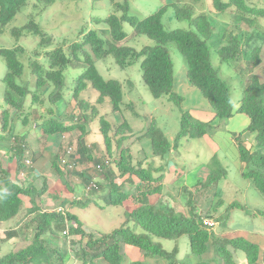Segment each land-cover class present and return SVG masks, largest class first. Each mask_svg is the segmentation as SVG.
Here are the masks:
<instances>
[{
  "label": "trees",
  "instance_id": "16d2710c",
  "mask_svg": "<svg viewBox=\"0 0 264 264\" xmlns=\"http://www.w3.org/2000/svg\"><path fill=\"white\" fill-rule=\"evenodd\" d=\"M110 1L112 4L108 16L104 19L95 17L93 23L94 25L103 23L108 26L109 30L93 28L83 34V38L79 42L73 41L67 44V41L64 40L53 46L48 33L35 23L34 16L51 6L54 0H34L26 24L22 28L11 31L17 39L23 35V32L26 33L25 36L38 35L39 42L33 53L34 57L25 54V50L20 46L18 40H16L17 46L0 49V56L6 65V74L3 78L5 84L3 98L6 109L2 112L1 125V130L6 135H0V138L9 140L8 146L5 148L0 146V150L5 151L10 148V152L16 154L18 159L24 157L27 150L26 145L17 142V146L14 147L10 142L12 139L15 140V134L14 129L8 130V120L11 116L8 108L12 109L17 117L20 114L24 116L25 102L29 97V106L32 105L34 108L47 103L48 106L53 107V110L55 108L56 113L58 112L57 114L60 115L64 105L62 99H64L66 85L64 72L69 65L79 60V56H84L83 62L86 67L77 78L73 91L71 90L72 98L77 101V105L82 111L77 120H82V122L74 123L75 116L71 115L70 123L66 125L64 122L58 121L57 117L52 114L47 120L45 118L38 128L35 125V128H37L36 130L41 128L44 135H58L78 129L81 137L78 140L80 159L77 162L84 163V160H91V154L83 141L84 136L88 133L86 126L97 119L106 153L109 156H112L114 151L118 154L113 153L117 157L109 160L108 164L101 160L94 162L95 168L102 169L101 172L96 173L102 176V181L109 184L105 205L118 207L125 200L132 198L135 206L131 211H125V225H121L108 234H102L98 239H94L89 234L83 247L82 238L86 233L76 215L68 211L64 213L42 211L39 202L43 192L35 190L30 184L17 185L9 179L6 170L0 167V223L14 219L22 209H25V219L28 218L27 221L29 220L28 223L32 226L33 231L29 245L20 250L2 254L0 264H65L70 255L78 264H147L146 260L150 258L152 260L154 257L166 261L167 264H208L202 262L200 257L207 251L209 241L213 243L215 253L223 261V264H234L233 255L227 249L228 247L242 251L249 264H253L257 260L258 248L243 238L228 240L213 236L212 231L202 223L204 219H210L213 216L207 209L194 208L190 203L191 199L188 198L184 199L188 200L187 212H175L172 209H165L164 204L159 202L152 205L149 202V196L161 193L162 179L165 173L164 166L168 161V152L171 147L181 146V143L185 141L199 140L204 135L210 134L211 131H216L227 119L239 113L246 115L249 120L247 127L240 135L244 132L253 134L255 143L254 149L250 150L247 147H242L240 142H236L239 159L243 164L241 176L252 181L264 198V69L261 76L250 75L248 77L241 92L240 105L237 110H234L230 99V86L221 78L220 67L215 68L212 63V59L217 57L221 64L228 63L229 66L238 64L237 60L241 59L251 48L252 66L261 64L260 46L257 44L264 39V32L256 29L253 34H247L241 29L246 26L254 27L258 19H264V0H209L217 13L229 16L228 13L232 12L236 31V34L231 32L227 37L222 36V39H227L225 45H218L217 48L214 43L211 45L210 42L214 28L208 17L200 14L196 18H192V13L189 10L178 6L177 2L183 0H167V2L174 8L172 18L178 21H188L193 25V31L166 30L162 23L167 12L165 7L141 18V16L129 13V5L133 0ZM27 2L28 0H0V29L12 21L15 15L27 5ZM129 22L134 27L136 35L145 36L156 44L144 46L139 50L120 45L126 36L125 23ZM105 32L109 33V39L103 37ZM168 45H174L183 56L187 67V83L189 87H194L201 92L207 100L213 113L211 120L195 119L180 105L182 97L173 91L174 65L167 48ZM50 46L53 47L48 48ZM87 48L96 60H104L111 56L122 69L141 60L142 80L152 97L155 99L167 98L168 102L178 105L179 131L174 137L172 146L169 144V138L154 125V122L148 124L146 130L142 129L137 134L133 132L130 122L125 117L121 119V122L117 119L114 120L118 125L114 129V136L120 134L121 137L114 138L113 141V136L110 134L112 130L110 122L108 123L103 116H100L98 108L79 99L81 93L89 88L97 92V105L102 104L104 98H109L110 114L121 113L122 110H131L132 108H130V103L123 100L125 93L121 83L116 80H105L99 74ZM214 49L216 50L213 51ZM39 56H41L40 60L36 58ZM25 63L29 66L30 72L28 77L22 80L21 75ZM88 106H92L89 115L85 114ZM34 111L36 110L30 111L32 116L37 115ZM48 111L50 114L52 113L51 107ZM116 117L113 116V119ZM113 119L110 118V120ZM21 122L27 124L28 117L25 116ZM138 147H141V150L146 149L147 152L149 149L152 155L162 160L163 165L155 167L154 164H150L143 168L137 157ZM214 158L215 156L211 158L212 162H215ZM18 165L25 166L24 163L20 164L17 161ZM53 167L61 177L64 171H60L56 165ZM155 172L159 173L158 176H155ZM66 173L67 177H70V172L66 171ZM84 175L82 174L81 177L89 182L91 178ZM124 177L126 180L117 181ZM133 179L137 180V183L140 184L139 187L135 188ZM125 181L131 184L130 190H125ZM206 184L210 185L209 181ZM206 184L204 186H207ZM102 188V184L97 186V189ZM132 191L136 194L133 195ZM23 198L28 199V207H24ZM233 206L237 205L231 204L230 208ZM257 213L256 215L264 219L262 210H258ZM129 223L132 225L130 226ZM23 226L25 223H19L17 226L7 229L4 233L3 243L20 237ZM63 232L66 234L63 235ZM77 235L81 238L78 242V245L81 246L79 251L71 253L67 249L60 250L56 244V239L59 237H62L67 245L73 244L67 238ZM182 236H186L188 240L189 253L176 263L177 248L166 251L158 240L170 241ZM218 241L223 246H216ZM127 247L139 251L145 259L131 260L126 253ZM189 257H193V259L191 260Z\"/></svg>",
  "mask_w": 264,
  "mask_h": 264
},
{
  "label": "rangeland",
  "instance_id": "374dc122",
  "mask_svg": "<svg viewBox=\"0 0 264 264\" xmlns=\"http://www.w3.org/2000/svg\"><path fill=\"white\" fill-rule=\"evenodd\" d=\"M117 2H121L122 0H115ZM34 0H28L27 5L21 10L20 13L16 14L12 21H10L7 25H5L2 29H0V49L2 48H13L20 44L25 50V54L30 57H34L33 53L36 50L37 43L39 42L38 35H27L23 32V35L18 37V39L12 34V29L14 28H22L26 22L28 15L31 14V5ZM166 0H135L131 4V8L129 10L130 14H136L141 17H146L157 11L162 5H164ZM112 2L110 0H54L53 4L40 12L38 15L34 16L35 23L51 37V43L53 46L57 45L59 42L67 41V44L75 41L79 42L83 38V34L88 33V31L93 30V28H99L100 25H94V18L105 17L110 10ZM180 5L186 7L188 10L192 11L195 15L199 13H205L209 15V21L214 28L213 31V40H211V45L213 43L218 46L219 41H221V37H227L229 32H233L236 34L234 24H233V16L232 12H229V16L227 14L217 13L215 9H213L211 2L209 0H185L180 2ZM171 9H167V16L169 15V19L165 17L162 21L166 30H175V29H189L188 23L186 21H178L172 18L170 15ZM260 29L261 32L264 31V19H258L257 23L254 27H242V31L247 34H253L254 30ZM129 46L137 49V42H144V46H154L156 43L145 36L138 37L132 34V31L129 29L127 31ZM18 40V43L16 42ZM127 41L122 42L120 44L127 45ZM261 52H260V65L252 66V62L250 61V53L252 51L249 48L247 53H245L241 59L237 60L238 64H231L229 66L228 63L221 64L218 62V58H213L212 63L215 68L220 67L219 72L220 76L223 80H225L230 86V99L232 102L233 109H237L240 99L241 92L243 87L246 85V80L250 75H262V70L264 69V42L261 43ZM50 46L48 48H52ZM171 59L174 65V87L173 91L178 93L182 97L181 106L186 110V107L189 106L186 104L188 101L184 100V93L186 90L184 86L187 87V77H186V62L183 56L180 54L179 50L174 45L167 46ZM214 49L213 51H215ZM68 51L66 46V52ZM87 52L92 57L94 61L95 67L97 68L99 74L105 80H116L123 86L124 90V102L130 103L131 110H122L121 113H113L111 112V105L109 104V98H104L103 103L100 105L96 104V99L98 93L91 90L90 88L81 93L82 98L88 102L90 105L98 108V113L100 116H103L104 119L110 122L112 126L111 136L118 139L121 135L114 136V129L118 126L115 123V119L120 120L125 117V119L130 122L133 132H140L142 129L146 130L148 124L154 122V125L158 127L162 133L170 140V145H173L172 137L176 135L179 131V123H180V113L178 105L174 102H168L166 99H155L149 93L148 88L145 86L142 80L139 62L140 60L127 68H120L114 61L113 57L108 56L104 60H96L91 51ZM38 60L41 59V56L36 57ZM84 56H79V60L74 61L71 65L67 67L65 70L66 76V85L64 89V95L62 99L63 108L58 115L53 110L52 106H48L47 103L42 105H37L34 108L29 106L30 98L28 97L25 102V110L22 116L21 114L14 115V111L8 108L10 112L9 120H8V130L10 128L14 129V138L15 140H11V144H15L19 142V135L25 134L29 141L32 143L37 142L35 144L37 147L41 148L44 145L45 137L41 138L42 130H36L39 124L46 118L55 115L58 121H62L64 123H70V116H78L81 115L82 111L77 105V101L72 98V92L77 78L84 71L86 64L83 62ZM30 69L27 63H25L23 67V72L21 75L22 80H24L27 75H29ZM6 74V65L4 59L0 56V135H4L5 132L1 130L2 125V112L6 109L5 101L3 98L5 84L3 82V78ZM130 85V86H129ZM183 88V89H182ZM197 90V89H196ZM198 91V90H197ZM200 97L202 95L198 92ZM45 96V95H44ZM45 98V97H44ZM164 100V101H163ZM30 107V108H29ZM49 107H51L52 113L48 111ZM92 106H88V110L85 114H90ZM36 110L34 113L37 115L32 116L31 112L33 109ZM129 108V109H130ZM32 109V110H31ZM57 114V115H56ZM112 116H110V115ZM242 117L247 118L244 114H241ZM27 116L28 122L27 124H23L21 121L23 118ZM33 118H32V117ZM113 116H117L113 119ZM241 116L237 115L234 118L227 119L225 123H222L221 127L216 129V131H211L210 134L203 136L201 140H194L193 142H189V144L182 146L180 149L170 148L168 152V159L170 158V162L177 165L174 166L179 170H183L188 177V181L186 183L187 193H183V199H191L196 201L197 207L202 209H207L210 214L220 217V220L223 224L234 225L235 228H241L242 226H247L244 230H238L242 232L251 233V230L258 226V222H255L252 216H246L240 207H244L248 213L253 214V216H257L256 213L254 215L255 210L260 207L253 205L252 203L261 204L264 207V198L257 191L252 181L241 176V170L243 168V164L239 159L238 150L235 148L234 144L230 142V137L232 136L236 142H240L242 147H246L245 142L242 141L244 138L240 133L243 131L242 127L246 126V121ZM113 119V120H110ZM119 118V119H118ZM97 120V119H96ZM91 122L86 126L87 134L84 136L83 141L88 146V150L90 151L91 160H112L116 158L118 155L115 151L113 152L116 155L109 156L106 153L102 135L99 132V124L97 121ZM81 123V121H74V123ZM37 125V128H35ZM227 126V128H226ZM241 127V131L237 132L235 128ZM235 133V136L233 135ZM138 134V133H137ZM6 135V134H5ZM174 135V136H172ZM240 135V136H238ZM56 136V135H54ZM67 139L69 140L70 145L73 147V152H75L78 147V140L80 136V132L78 129H75L69 133H65ZM207 137V138H206ZM146 140V139H145ZM168 140V141H169ZM211 140L216 141L219 144V151H216L217 156L214 158L215 162H212L213 159L208 158L209 151H213ZM226 140V141H225ZM16 141V142H15ZM9 140L8 138H0V146L5 148L8 146ZM138 143V142H137ZM247 143H250L247 141ZM128 144V143H127ZM35 145H33L32 150L35 151ZM77 146V147H76ZM86 146V147H87ZM91 146V147H90ZM94 146V147H93ZM97 146V147H96ZM65 149V147H64ZM64 151V150H63ZM109 157H108V156ZM35 157V155H34ZM142 157L139 155V158ZM0 158H3L0 152ZM40 159L35 160L37 162ZM237 159V160H236ZM91 160H84L86 164H89V170L91 175L96 179H102V176L98 175L93 168V163ZM4 163V161H2ZM49 163V162H47ZM199 163H205V176L199 175L200 185L199 187L193 188V177L197 174L199 170L200 173L203 170L202 165L199 166ZM49 165V164H48ZM9 168L8 166H6ZM94 170V172H93ZM74 178V177H73ZM82 182V180H78ZM120 181H123L121 179ZM209 181V184H206ZM119 182V181H118ZM37 187H40L41 182H37ZM176 186H182L183 183L181 181H177ZM196 183L194 182V185ZM207 186H204V185ZM83 186V185H82ZM192 186V187H191ZM191 187V188H190ZM203 187V188H201ZM84 190L85 187L83 186ZM108 185H104L105 192L97 191L94 193L93 197L88 198V200L84 201L81 205H75L72 208L73 214H75L79 221L82 223V229L85 231L86 235L83 239V247L88 239L87 236L91 234L94 239H98L102 234H108L111 231L119 228L121 225H125V217L123 216V206L122 207H109L105 205V199L100 197L107 194ZM176 191V187L174 188ZM89 196V195H88ZM171 199L173 197L170 195ZM164 197L162 201H166L164 203L165 209H172L175 212H178L179 206L172 203L170 198ZM151 202L154 203L155 198H150ZM80 200V199H79ZM27 201V202H26ZM177 201V200H176ZM175 201V202H176ZM206 201V204H204ZM25 204L28 205V200L25 199ZM237 205L232 208L229 205ZM105 205V206H104ZM102 206V208H101ZM131 206V201L128 200L125 202V207ZM25 207V206H24ZM127 207V208H129ZM131 208V207H130ZM28 218L25 219V209H22L21 212L14 219L0 223V256L2 254L8 253L10 251H17L22 249L23 247L29 245L31 242V238L33 236L32 226L27 221ZM225 221H224V220ZM25 223L23 226V232L20 237L14 238L6 243H3L4 233L7 229H10L17 226L18 224ZM130 226L132 225L129 223ZM257 224V225H256ZM219 225H216L212 229H218ZM235 231V229H231ZM220 233V231L218 232ZM219 235V234H218ZM219 238V237H217ZM80 236H69L67 240L71 241L73 244L67 245L62 237L56 239V244L60 250H68L71 252L79 251L81 247L78 245L80 240ZM158 241L162 242V247L165 250H170L173 247L172 240H164L160 239ZM178 242L182 248V250H188V241L186 236H182L178 238ZM69 244V243H68ZM216 246H223V244L217 242ZM208 246V255L204 256V259L208 256H211L212 250ZM233 255V261L237 260L242 255V251L234 250L232 248H227ZM183 251L179 252L178 258L183 257ZM206 252V253H207ZM128 254V249L126 250ZM70 258V257H69ZM65 264H74L72 262H66ZM78 264V263H75ZM156 264H165L162 261H157Z\"/></svg>",
  "mask_w": 264,
  "mask_h": 264
},
{
  "label": "crops",
  "instance_id": "0c3cea01",
  "mask_svg": "<svg viewBox=\"0 0 264 264\" xmlns=\"http://www.w3.org/2000/svg\"><path fill=\"white\" fill-rule=\"evenodd\" d=\"M183 90H186V92L183 95H184V100L186 99L188 101L186 104L189 105L186 107V111L192 117H194L195 119H198L200 121L211 120L213 118L212 110H211L207 100L203 97H200V95L198 93L199 91H197L196 88H194V87H192V88L189 87V85H187V87L184 86ZM237 115L242 117L241 114L236 113L231 118H234ZM242 118L246 121V123L248 125V123H249L248 118H244V117H242ZM221 125L218 128H220ZM247 125L242 127L243 131L247 127ZM226 128H227V126H226ZM235 129L238 130L237 132L241 131L240 126L235 128ZM216 132H218V130H216ZM237 132H233V135L235 136V133H237ZM174 137H172L171 140H174ZM242 137L244 138V140H242V141H244V142L246 141L245 142L246 147L248 149L253 150L255 147L254 135L251 133H248V132H244V133H242ZM41 138H44L45 142L43 144L44 146L39 148L35 145V144H37L36 140H35V142L32 143L31 141H29V138H27V136L25 134L19 135V142L18 143L19 144L23 143L26 145V148H27L26 152L28 151L29 157L27 155L25 156V153H26L25 152L24 157H20V159H18L19 157H17L16 154H12V152H10V148L6 149L5 151L0 150V152L3 156V158H0V167L6 170V172L9 174V179L11 181H13L14 183H16L17 185L30 184L31 186H33V188L35 190L43 192L41 197H40V202H39V204H41L40 207H41L42 211H54V210H57L59 208H63L65 211H68L71 214H73L72 208L75 205H78V204L81 205L84 203L85 199L88 200L87 197L88 198L93 197V195H91V194L89 196L87 195V197L85 196V193L83 190L84 188L82 186L83 182H79L78 179H76L77 176L82 175L84 173H88L89 164H86L83 162H76L75 163V171L70 173V177H67V175H68L67 173H62L63 175L61 177H59L58 174H60V173L57 172L53 166L56 165L60 169V171H62V168L59 166V159L63 155L64 151H63V146H62V143L60 140V135L59 136L58 135L51 136V135H44L42 133ZM201 139H199V140H201ZM193 141L194 140H191L189 142H193ZM247 141H249L250 143H247ZM189 142L185 141V142L181 143L182 144L181 146L178 145V147L173 148V149H176V150L180 149V148H182V146L189 144ZM211 142L213 143L212 148H211L213 151H209L208 158L205 159L204 161L209 160L214 156L216 157L217 153H215V152L219 151V144L214 140H211ZM230 142L232 143V145L234 144V146L236 148V144H235L234 138L232 136L230 137ZM18 143H15L12 145L14 147H16ZM33 145L36 146L35 150H36L37 154L35 153L34 150H32ZM138 149H139V152H137V150H136L137 157H138V160L141 162L140 164L143 168L148 167L150 164H154L155 167H160L163 165L162 160H160L157 156L152 155V153L150 152L149 149H148V152L146 149L141 150V147H138ZM34 155H35V157H34ZM139 155H141L142 157L139 158ZM39 157H40V159L37 162H35V160L38 159ZM170 158H171V155H170ZM170 158L168 159L166 165L164 166L165 173H164L163 179H162L161 193L149 196V202L152 205H155L158 202L161 204H164L166 201H162V199L164 197H168L171 199L170 195H172L173 197H175V199L172 198L170 201L172 203L176 204L177 206H179L178 212L186 213L189 206H188V200L185 201L183 199V197H184L183 193H185V194L187 193L186 191H187L188 186L186 185V183L188 181L189 175H187L182 169L179 170L176 167H174L177 165L171 163ZM24 159H31L32 166H30V167L29 166H23V165L21 167L19 165L17 166V161H18V163L21 164V163H23ZM69 160H71V158H69ZM2 161H4V163ZM47 162H49V163H47ZM76 164H77V166H76ZM201 165H202V168L204 170L206 164L205 163H199V166H201ZM6 166H8L9 168H7ZM200 171L201 170H199L197 172V174L193 177V180H192L193 188L199 187V185H200L199 175H201V176L206 175L205 170L202 171L201 173H200ZM158 174L159 173L155 172V176H158ZM122 179L124 181V180H126V177H124ZM120 180L121 179H119L117 181H120ZM133 181L135 183V188L139 187L140 184L137 183V180L133 179ZM177 181H181L183 183V185L179 186V187L176 186L175 183ZM37 182H41L40 187H37V185H38ZM194 182L196 183L195 185H194ZM125 184H126L125 190L129 189L130 188L129 186H131V184L129 182H126V181H125ZM175 187H176V191L174 189ZM132 194L135 195L136 192L132 191ZM100 197H102V196H100ZM152 197L155 198V200H156L154 203L151 202L150 198H152ZM25 199L26 198H23L24 202H25ZM128 200L131 201V206H130L131 208L129 206H127L129 208L125 207V202ZM133 202H134L133 199L129 198V199L125 200L121 206H118V207L123 206V216H124L125 211H131L133 209V206H135ZM190 203H192L194 208L199 209L197 207L196 201L190 200ZM204 204H206V201ZM252 204L260 207L261 210L264 212V207L261 204H256V203H252ZM28 206L29 205L25 204V207H28ZM202 210H204V209H202ZM254 210H255V212H254V215H255V213H257V211L259 209H254ZM242 212L246 216H253V215H249L250 213H248V211H246V210L242 211ZM213 218H214L213 220H215L214 221L215 226L219 225L218 229H212V235L213 236L219 237L220 239H228V240L229 239H238V238H243V239L247 240L249 243L255 245L258 248L257 260L253 264H264V219L261 216L257 215V216L253 217L255 222H258L259 224L257 227H255L254 229L251 230V233L238 231V230L246 229L247 226H242V229L241 228H235L234 225L231 226L228 224H223L220 220V217L217 216L216 214H214ZM233 228L235 229V231L231 230ZM219 231H220V233H218ZM159 242L162 244L161 241H159ZM172 242H173V247L170 250L177 248V261H176V263H178L180 260L184 259L188 255L189 245H188V250L183 251L179 242H178V239L172 240ZM208 246H211L210 248L212 250V254H211V256H208L207 258L204 259V256L208 255V252L206 251L207 253L205 252V254H203L200 257L201 261L204 263H208V264H223V261L220 260L219 257H217V255L215 253V247L213 246V243L211 241L208 242L207 250H208ZM127 248H128V252H129L128 256L130 257L131 260H139V259L143 260V259H145L139 251L131 249V247H127ZM170 250H168V251H170ZM181 251H183L182 253H184V255L182 258L181 257L178 258V254ZM189 258H191V260L193 259V257H189ZM157 261H162L165 264H167L166 261H163V260L158 259V258L156 259L155 257L152 258V260H151V258L146 260L147 264H156ZM238 261L240 264H249L244 253H242V255L239 256ZM67 262H72L74 264L78 263L73 259L72 256L67 260ZM233 262H234V264H238L237 260H234Z\"/></svg>",
  "mask_w": 264,
  "mask_h": 264
},
{
  "label": "clouds",
  "instance_id": "9594fccd",
  "mask_svg": "<svg viewBox=\"0 0 264 264\" xmlns=\"http://www.w3.org/2000/svg\"><path fill=\"white\" fill-rule=\"evenodd\" d=\"M135 0H133L132 2H130V5H129V10H130V8H131V4L134 2ZM183 1H185V0H183ZM175 2V1H174ZM182 2V1H181ZM177 4H178V6H181L180 5V2H177ZM163 7H165L166 9H168V8H170L171 9V11H170V15H172L173 16V13H174V8H173V5H168V2H167V0H166V2H165V4L164 5H162L159 9H161V8H163ZM181 7H183V6H181ZM186 8V7H185ZM187 9V8H186ZM188 10V9H187ZM190 11V10H189ZM191 13H192V18H196L197 16H199L200 14H204V15H206L207 17H208V19H209V15H207V14H205V13H199V14H197V15H195V13L193 14V12L192 11H190ZM134 15H136V14H134ZM108 15H106L105 17H103L102 19H104V18H106ZM136 16H138L139 17V15H136ZM165 17L167 18V19H169V15L167 16V12L165 13V15H164V17H163V20L165 19ZM141 18H143V17H141ZM187 23H188V26H189V29H187V31H193L194 30V27H193V25L191 24V23H189L188 21H186ZM14 29H17V28H14ZM99 29H103L104 31H108L109 30V28H108V26H106L105 24H103V23H101V26H99ZM131 30L132 31V34L133 35H136V33H135V29H134V27L132 26V24L129 22V23H125V26H124V31H125V38L120 42V43H122V42H125V41H127V39H128V34H127V31L128 30ZM13 30V29H12ZM262 32H264V31H262ZM230 33V32H229ZM136 36H138V35H136ZM103 37L104 38H106V39H109V33L108 32H105L104 33V35H103ZM138 37H141V36H138ZM211 40H213V38L211 39ZM210 40V41H211ZM227 39L225 38H221V41H219V43H218V45H220V46H224L225 45V41H226ZM128 42V41H127ZM264 42V39L263 40H261L260 41V43H259V45H261V43H263ZM120 45H124V46H129V42L127 43V45H125V44H120ZM143 45H144V42H137V44H136V47H137V49L136 50H139V49H141L142 47H143ZM89 50V49H88ZM260 52H261V46H260ZM260 52H259V55H260ZM219 59V58H218ZM218 62H219V60H218ZM140 63H141V60H140V62H139V67H140ZM141 72V71H140ZM141 76H142V74H141ZM200 94H201V92H200ZM202 95V94H201ZM202 97H203V95H202ZM204 98V97H203ZM241 100V99H240ZM239 105H240V102H239ZM239 107V106H238ZM238 109V108H237ZM236 109V110H237ZM235 110V109H234ZM239 114V113H238ZM246 116V115H245ZM247 117V116H246ZM29 120V119H28ZM77 120V116H75V119H74V121H76ZM66 125L68 124V123H65ZM69 133V132H68ZM60 135V140H61V143H62V146H63V150H64V152H63V155L60 157V159H59V166L62 168V170L64 171V173H66V171H69L70 173H72L73 171H75V163L80 159V155H79V153H78V148H79V145H78V147H77V149H75L76 151L75 152H73V147H72V145H70V143H69V140L67 139V136H65V133H63V134H58V136ZM51 136H54V135H51ZM235 141V140H234ZM235 144H236V148H237V143H236V141H235ZM87 146V145H86ZM64 147H65V149H64ZM91 147V146H90ZM87 148H88V146H87ZM237 150H238V148H237ZM251 150V149H250ZM89 151V150H88ZM29 153H28V151L25 153V156L27 155L28 157H29V155H28ZM108 156V155H107ZM109 157V156H108ZM69 158H71V160H69ZM26 160H29L30 161V164H26L25 163V161ZM62 160H64L65 161V163L64 164H62ZM93 162V168H94V170L96 171V172H101L102 171V169L101 168H99V167H97V168H95V161H98V160H96V159H93L92 160ZM105 163H109V159H106L105 158V160H103ZM23 163L25 164V166H32V162H31V159H24V161H23ZM85 163V162H84ZM76 166H77V164H76ZM89 168V167H88ZM87 169V168H86ZM85 169V170H86ZM94 170H93V172H94ZM85 175L84 176H86V177H89V178H91V180L89 181V182H87L86 180H84V178L83 177H81V175H79V176H77V178L76 179H78V180H82V182H83V186L85 187V190H84V193H85V196L87 197V195H93L94 196V193H96V190L97 191H101V193L102 192H105L106 191V189H104V185L105 184H107L108 185V188H107V194H108V191H109V184H108V182H104V181H102V179L101 178H98L97 179V181H95L96 179L91 175V173H90V170L88 169V173H84ZM103 183H104V185H103ZM102 184V186H103V188L102 189H97V186H99V185H101ZM107 194L106 195H103L102 196V198L103 199H106V196H107ZM99 196H101V195H99ZM87 199H88V197H87ZM84 201H86V199L84 200ZM238 205V204H237ZM105 206V205H104ZM229 207H230V205H229ZM101 208H102V206H101ZM241 209H242V211H245V208L243 207H240ZM54 211H57V212H61V213H64L65 212V210L63 209V208H59V209H57V210H54ZM48 212H51V211H48ZM214 216V215H213ZM213 216H212V218H206V219H204L203 221H202V223L205 221V220H207V221H210L211 223H212V225H210V226H206V225H204V223H203V225L207 228V229H211V228H213L214 226H215V223H214V221L215 220H213L214 218H213ZM68 227V226H67ZM63 235H65L66 234V232H63L62 233ZM69 252H71V251H69ZM72 253V252H71ZM69 257H71V255L69 256ZM69 257H68V259H69ZM67 262V261H66Z\"/></svg>",
  "mask_w": 264,
  "mask_h": 264
},
{
  "label": "built area",
  "instance_id": "2783aa9c",
  "mask_svg": "<svg viewBox=\"0 0 264 264\" xmlns=\"http://www.w3.org/2000/svg\"><path fill=\"white\" fill-rule=\"evenodd\" d=\"M61 162H62V164L65 163L64 160H62ZM25 163H26V164H30V161H29V160H26ZM203 223H204V225H206V226H210V225H212V223H211L210 221H207V220H205Z\"/></svg>",
  "mask_w": 264,
  "mask_h": 264
}]
</instances>
